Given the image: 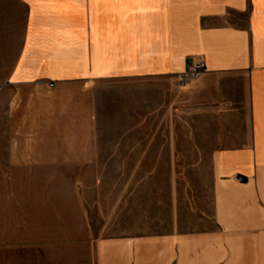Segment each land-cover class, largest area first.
<instances>
[{"label":"crops","instance_id":"crops-1","mask_svg":"<svg viewBox=\"0 0 264 264\" xmlns=\"http://www.w3.org/2000/svg\"><path fill=\"white\" fill-rule=\"evenodd\" d=\"M15 3L21 34L5 86L14 91L16 104L19 99L34 106L29 135L49 137L50 145L6 148L4 167L29 162L47 169L114 171L109 180L0 179L6 186L0 214L18 212L15 222L0 223V232L53 234L60 219L63 264L74 263L72 246L80 251L87 243L94 246V264H179L183 233L160 228L159 211L169 201V222L176 225L182 170L199 183V170L207 169V216L216 228L207 235L212 263L246 264L245 250L263 248L264 0ZM198 60L204 73L182 86L185 66ZM4 101L7 129L16 111L10 98ZM86 181L93 186L89 201L77 188L51 193L33 187ZM107 181L111 226L130 224V215L134 225L111 238L102 237V223L91 229L87 219L92 209L103 221L100 186ZM156 184L159 189L152 188ZM38 216L43 219L34 221ZM87 232L97 235L71 239V233ZM49 237L0 240V264H50ZM42 248L46 257L26 256ZM81 257L78 263L91 264Z\"/></svg>","mask_w":264,"mask_h":264},{"label":"rangeland","instance_id":"rangeland-1","mask_svg":"<svg viewBox=\"0 0 264 264\" xmlns=\"http://www.w3.org/2000/svg\"><path fill=\"white\" fill-rule=\"evenodd\" d=\"M5 8L4 11L0 10V179L4 177L9 178H15V177H37V178H47V177H77V176H83L87 178H93L98 177L104 179H108L111 177V173L114 170L109 169H99V170H77V169H47V168H40V167H32L29 162H24V166L22 167H4V164L2 161H4V153H1V151L6 148L13 149L15 146L18 149H23L26 146H39V148H44L47 145H50V138L46 136H31L29 135L30 127L29 119L31 116H36V114L33 111L34 106L31 105H25L23 104V101L18 99V103L16 104L14 97V91L9 90V88H6L5 81L7 78V74L13 64V60H15V55L17 52V47L19 46L20 42V35L21 34V11L17 9V5L15 3V0H0V9ZM27 96V95H24ZM12 97V98H11ZM21 97V96H20ZM19 97V98H20ZM10 98L12 102V108L15 109V114L12 115V117H8L10 120H8V128L6 129V121H5V115L3 114L5 109V99ZM21 123V124H20ZM46 122H38L40 128H45ZM20 125V126H19ZM24 126V127H23ZM22 128V131L20 134H16L15 129ZM25 129V130H24ZM10 133L9 135H5V133ZM45 132V131H44ZM42 149H38L37 151H40ZM152 171H158V170H152ZM151 171V172H152ZM209 173V170L207 169H200L199 170V178L197 181L199 183H194L195 178L191 177V173L189 170H182V183L178 186V189L181 193V197H183V207L180 209L181 211L180 216L177 219V224L171 226L169 222V201L166 202L167 209H163L160 212L161 218L164 220L163 225L160 226V228L169 229L171 227L176 228L177 230L181 231L184 236V242H183V255L182 260L179 264H213L212 260V251L207 248V235L210 231H213L215 228V225L210 217L207 216V200H206V194H207V175ZM194 174V173H193ZM161 186V185H160ZM5 187L2 184V181H0V192H5ZM33 187H37L39 192H50L51 193H58V191H62L63 189H69V188H77L80 190V192H83L86 195V201H89L92 199V185L90 184V181H86L85 183H82L80 185H73L71 187L65 186V185H36ZM102 189V192L104 193V199L103 200V221L99 219V217L94 216V211L90 209L88 212V224H91V229L98 228V225L102 223V237L104 238H111L116 235H121V231L129 228H134L132 216L130 215V224H121L119 222L118 224H115L114 226H111L110 217H109V204H110V192H111V185L109 181L106 183H103L102 186H100ZM153 187H157L159 189V185H152ZM162 192H167V186L162 185ZM71 190V189H70ZM152 192L153 191L152 189ZM158 193V192H157ZM166 194V193H165ZM89 203V202H87ZM154 209L152 208L151 215L154 214ZM17 211H7L6 213L4 210H1L0 214V223H4V221H11L15 222L18 217ZM124 218V217H123ZM30 219V218H29ZM34 221L42 220L43 218L41 216L34 217ZM37 219V220H36ZM126 219V218H125ZM56 225L54 226L56 230H61L59 227L61 226L62 222L60 219H56ZM38 223V222H36ZM8 226V225H7ZM6 226V227H7ZM176 226V227H175ZM62 227V226H61ZM70 228L74 229V225H72ZM89 229V227L87 228ZM56 231L53 234H47L45 233H15V232H0V240H14L16 237H22L24 240H31L32 241H46L47 235L50 236V241L54 242V247H50V264H63V257H62V249L58 245H60L61 240L63 239L64 234H62L61 231ZM71 233V239H79L80 237L82 239L85 238H92L96 236L97 234H94V232H87V233ZM52 236V237H51ZM74 241V240H71ZM262 245H264V235L262 239ZM73 249H71V261L73 264H84V263H78V257L80 256V253H82V256L80 259L81 261H91V264H94L93 261V252H94V246L93 244H88L87 247L84 249L78 250L79 247L72 246ZM80 252V253H78ZM253 250H245L244 256L241 258L246 262V264L254 263L255 264H264V246L263 248H259L255 250V253H253ZM46 250L45 249H38L35 250L33 253H31V250L27 251L26 256L30 257L34 256H44L46 257ZM87 255V259L84 258ZM88 263V262H87ZM89 264V263H88ZM216 264V262H215ZM219 264H222L221 262Z\"/></svg>","mask_w":264,"mask_h":264},{"label":"built area","instance_id":"built-area-1","mask_svg":"<svg viewBox=\"0 0 264 264\" xmlns=\"http://www.w3.org/2000/svg\"><path fill=\"white\" fill-rule=\"evenodd\" d=\"M185 67H186L185 72L179 78V82L182 86L187 84V82L191 81L192 79L195 80L205 71V64L203 61H200V60L195 61V62H190Z\"/></svg>","mask_w":264,"mask_h":264}]
</instances>
